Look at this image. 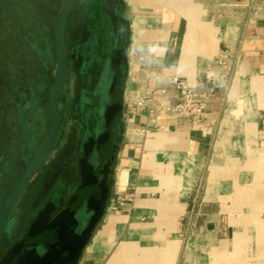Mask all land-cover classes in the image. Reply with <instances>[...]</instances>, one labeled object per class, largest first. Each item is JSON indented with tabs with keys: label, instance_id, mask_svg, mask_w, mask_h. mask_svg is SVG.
Instances as JSON below:
<instances>
[{
	"label": "crops",
	"instance_id": "obj_1",
	"mask_svg": "<svg viewBox=\"0 0 264 264\" xmlns=\"http://www.w3.org/2000/svg\"><path fill=\"white\" fill-rule=\"evenodd\" d=\"M155 2L160 9L144 8L134 14L135 18L143 17L137 35L130 26L131 44L121 108L127 128L116 146L112 186L115 194H126L127 204L121 212H107L100 229L84 246L75 264H138L137 258L145 256L146 248L137 246L136 242L151 240L152 235L126 232V223L135 224L166 210H175V222H181L195 192L194 178L199 175L200 160L193 152L182 151V145L199 150L204 145L205 133L213 128L222 104L216 80L231 82L228 103L233 96L256 102L251 109L245 108V119L240 121L230 115L232 106L226 109L224 127L249 131L258 150L264 145V107L261 106L264 105V0ZM250 4L254 11L249 14ZM223 51L228 55V68L220 71L217 60ZM175 76L191 84L212 77L216 88L201 122L179 120L161 110L176 98L170 84ZM148 96L154 102L151 114L145 99ZM138 101H144L145 105L139 108ZM247 133L245 138L235 137L229 143L246 145ZM156 142L160 153L147 156L146 152ZM173 142L175 151L169 153L168 147ZM214 158L215 164L220 163L216 162L220 158ZM222 159L224 166L218 175L227 178L223 187L219 186L224 201L232 199L239 184L241 203L247 211L252 192L248 183L259 175L264 176V156H223ZM257 192L256 202L264 201V190ZM228 219L224 217V222L228 223ZM172 237L167 235L163 239ZM174 239L181 237L175 235ZM150 258L161 257L151 254Z\"/></svg>",
	"mask_w": 264,
	"mask_h": 264
},
{
	"label": "rangeland",
	"instance_id": "obj_2",
	"mask_svg": "<svg viewBox=\"0 0 264 264\" xmlns=\"http://www.w3.org/2000/svg\"><path fill=\"white\" fill-rule=\"evenodd\" d=\"M62 1L0 0V209L22 168L40 148L47 135L50 94L55 74L54 13ZM117 1L120 5L116 7L125 25L126 41L123 47L126 74L131 44L130 26L136 23L140 27L139 20H143L142 16L135 18L134 14H138L144 8L160 9V5L155 0H133V3L115 0L111 2V6L116 5ZM252 5L248 6L249 14L254 11ZM77 20V16L74 15L66 35L68 44L74 34ZM230 83L221 79L215 81L220 89L222 104L213 128L205 133L204 145L200 146L199 150L191 149L188 144L182 145V151L193 152L194 155L200 156V160L199 175L194 178L195 192L189 200V207L181 222L176 224L175 210H166L159 211V215L155 217L139 220L135 224L126 223V232L152 235L151 240L136 242L137 246L146 248L145 254L143 253L145 256L137 258L138 264H144V261L147 264H264V201L258 199L256 202L254 198L259 194L256 193L257 190H264V176L259 175L252 183H248V190L252 192L248 196L247 211L242 206L236 178H233L237 184L236 191L232 194V199L229 198L230 201L225 203L224 193L219 190V186L223 187L227 180L218 175L224 166L223 156H264V145L259 146L258 150L257 146L252 144L253 138L249 131L247 133L245 129L225 128L223 125L227 117L225 110L230 106H232L230 115L240 121L245 119V108L251 109L256 104L255 100H253L255 103H251L249 98L240 100L234 96L231 103H228ZM125 87L124 79L122 92L125 91ZM262 99L264 101V97ZM63 111L64 102L61 106L63 129L58 149L51 161L32 179L19 202L5 242L0 248V256L5 251L9 236L15 235L19 217L23 216L22 221L28 223L34 198L40 191L39 186L46 179L52 161L61 158L59 154L66 145V136L70 134L71 129V126L65 123ZM124 114L128 113L126 114L124 110ZM126 128L125 119L120 116L116 144L119 143ZM245 132L248 135L246 145L233 143L235 137L245 138ZM232 138L233 142L229 143ZM158 145L157 142L153 143L146 155L158 156L160 153ZM174 148L176 144L173 142L168 147L169 153H174ZM214 157L220 158V161L216 159V162L220 163L215 164ZM115 173L116 163L103 214L86 245L100 229L108 211L121 212L124 208H117V205L111 208L112 201L114 205L118 202L112 187ZM117 194L121 196L120 193ZM121 201L127 204L123 196ZM225 204L230 207L225 209L223 207ZM224 217L229 218L228 223L224 222ZM167 235L171 237L178 235L181 239L172 237L171 240H164L163 236ZM125 243L129 245L128 241ZM151 254L161 258H150Z\"/></svg>",
	"mask_w": 264,
	"mask_h": 264
},
{
	"label": "flooded vegetation",
	"instance_id": "obj_3",
	"mask_svg": "<svg viewBox=\"0 0 264 264\" xmlns=\"http://www.w3.org/2000/svg\"><path fill=\"white\" fill-rule=\"evenodd\" d=\"M111 2L115 0H77L67 19V85L60 103L56 147L44 167L58 149L63 102L70 134L59 154L61 158L52 161L39 186L28 223L22 221L23 216L17 220L15 235L9 236L0 258L2 264H72L70 260L87 235L92 217L105 208L125 79V25L116 7L120 2L114 6ZM74 15L78 20L68 44L66 35Z\"/></svg>",
	"mask_w": 264,
	"mask_h": 264
},
{
	"label": "water",
	"instance_id": "obj_4",
	"mask_svg": "<svg viewBox=\"0 0 264 264\" xmlns=\"http://www.w3.org/2000/svg\"><path fill=\"white\" fill-rule=\"evenodd\" d=\"M76 1L77 0H63L59 9L54 13L53 47L56 68L50 95L48 131L40 148L22 168L19 177L0 209V247L7 231L9 221L29 183L48 162L56 147L59 133L60 103L67 85L68 77L65 28L67 19ZM102 214L103 208H101L99 212H96L92 217L88 225L87 235L84 237L79 248L76 249L75 254L70 260L72 264H75L78 260L83 247L89 240V234L94 229ZM0 264H2V262H0Z\"/></svg>",
	"mask_w": 264,
	"mask_h": 264
},
{
	"label": "built area",
	"instance_id": "obj_5",
	"mask_svg": "<svg viewBox=\"0 0 264 264\" xmlns=\"http://www.w3.org/2000/svg\"><path fill=\"white\" fill-rule=\"evenodd\" d=\"M226 53L227 52L223 51L219 54L217 65L220 71L227 70L226 68H228L226 64L228 55ZM170 84L173 92L176 93V98H173L170 103L162 107L161 110L163 109V111L174 115L179 120L196 123L201 122L216 88L212 77L206 76L205 80H198L196 83L191 84L186 79L175 76L170 79ZM145 99L149 104L148 109L151 114L154 105L153 97L148 96ZM144 103V101H138L137 106L139 108L143 107L145 105ZM116 195L118 202L114 205L112 201L111 208H114L116 205L118 206L117 208L125 207L126 204L123 203L121 199L123 196L124 200H126L127 196L124 194H121V196L118 194Z\"/></svg>",
	"mask_w": 264,
	"mask_h": 264
},
{
	"label": "bare ground",
	"instance_id": "obj_6",
	"mask_svg": "<svg viewBox=\"0 0 264 264\" xmlns=\"http://www.w3.org/2000/svg\"><path fill=\"white\" fill-rule=\"evenodd\" d=\"M126 1L128 3H133V0H126ZM132 27H133V30H134L135 35H137L138 32H139V30H140V27L136 23H134Z\"/></svg>",
	"mask_w": 264,
	"mask_h": 264
}]
</instances>
